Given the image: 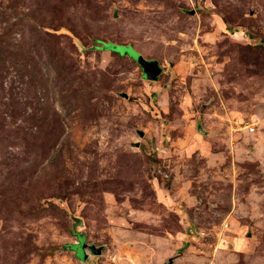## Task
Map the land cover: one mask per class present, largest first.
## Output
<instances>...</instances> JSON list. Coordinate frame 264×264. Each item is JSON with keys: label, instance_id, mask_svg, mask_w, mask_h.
<instances>
[{"label": "rangeland", "instance_id": "1", "mask_svg": "<svg viewBox=\"0 0 264 264\" xmlns=\"http://www.w3.org/2000/svg\"><path fill=\"white\" fill-rule=\"evenodd\" d=\"M0 264H264V0H0Z\"/></svg>", "mask_w": 264, "mask_h": 264}, {"label": "water", "instance_id": "2", "mask_svg": "<svg viewBox=\"0 0 264 264\" xmlns=\"http://www.w3.org/2000/svg\"><path fill=\"white\" fill-rule=\"evenodd\" d=\"M138 59L141 67L146 74V77L153 80L157 79L159 74L161 73V67L159 66L157 60H148L142 56H139ZM90 249H92L96 253H99L102 248H97L95 247V245H90Z\"/></svg>", "mask_w": 264, "mask_h": 264}, {"label": "trees", "instance_id": "3", "mask_svg": "<svg viewBox=\"0 0 264 264\" xmlns=\"http://www.w3.org/2000/svg\"><path fill=\"white\" fill-rule=\"evenodd\" d=\"M112 44H114V45H121V46H129V45H127V44H121V43H113V42H111V41H109V43H106L102 48L103 49H109V50H111L112 51V49L114 50V49H116ZM116 45V46H117ZM117 50V49H116ZM112 51V52H116V53H119V54H121V52H119V51ZM126 52V51H125ZM126 55V54H125ZM138 64H140V63H138ZM78 238H80V239H83V236L82 235H79V237Z\"/></svg>", "mask_w": 264, "mask_h": 264}, {"label": "built area", "instance_id": "4", "mask_svg": "<svg viewBox=\"0 0 264 264\" xmlns=\"http://www.w3.org/2000/svg\"><path fill=\"white\" fill-rule=\"evenodd\" d=\"M250 128H251V130H253V129H254V127H253V126H250Z\"/></svg>", "mask_w": 264, "mask_h": 264}]
</instances>
